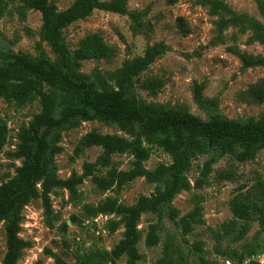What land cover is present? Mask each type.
<instances>
[{
  "label": "rangeland",
  "instance_id": "rangeland-1",
  "mask_svg": "<svg viewBox=\"0 0 264 264\" xmlns=\"http://www.w3.org/2000/svg\"><path fill=\"white\" fill-rule=\"evenodd\" d=\"M3 1L6 10L0 19V52L21 53L33 58L42 56L54 61V53L40 36V12L30 9L20 17L15 10L19 0ZM52 1L61 10L74 0ZM220 1L232 11L247 13L264 25V17L253 0ZM126 7L141 12L138 22L128 15L94 9L90 15L63 29V41L71 53L84 36L92 33H98L112 48L110 57L78 61L79 71L89 74L95 70H114L125 61L141 57L148 45L162 43L164 51L133 78V94L146 102L185 109L203 120L218 114L243 122L258 120L264 115V101H251L244 95L251 84L264 79V65L244 67L242 64L241 55L257 57L264 54V45L253 39L250 26L233 22L220 26L222 19H227L230 13L223 9L212 10L205 0H126ZM151 76L163 81L155 94L140 87L141 82ZM196 84L202 85L200 104L194 100ZM39 110L40 103L36 98L25 105H16L0 97V120L7 127L6 140L0 149V184L11 178L23 161L22 157L13 155L19 143L18 132L28 126ZM90 130L126 136L116 123L100 119L78 120L64 127L59 131L61 150L53 156V170L57 177L66 178L72 172L80 174L85 162L96 160L101 152L97 145L86 147L77 154L74 152L81 136ZM210 156L214 154L207 152L191 159L185 171L190 187L180 190L162 208L160 216L152 212L140 216L136 246L143 257L136 264H154L168 239L173 242L175 264H200V253L192 246L198 241L202 247L201 255L211 263L264 264V226L257 221L251 222L247 233L239 240L215 238L220 227L233 219L229 206L233 196L238 193L249 195L258 179L264 182V148L258 150L253 159L242 162L231 154L215 155L204 183L196 187L194 183L201 177L202 166ZM111 159L112 166L127 169L132 155L129 152L115 153ZM168 162L169 155L154 146L144 165L152 169L159 163ZM107 169L99 168L98 173L104 174ZM154 186L143 177H137L121 188L100 191L89 177H84L76 186L77 198L62 187L51 190L50 215L45 213L40 197L31 199L21 210L18 235L26 245L16 264H55L51 253L74 263L79 256L91 251H110L124 230L122 224L113 231L108 229V223L117 220L118 215L89 216L84 205H95L107 196L122 204H132L139 195H149ZM197 204L201 207L200 219L194 223L191 232L183 234L180 226L168 219V209L175 208L180 217ZM156 222L159 242L148 246L144 243L145 235L148 226ZM5 251V221L0 220V263ZM116 263L126 264V255H121Z\"/></svg>",
  "mask_w": 264,
  "mask_h": 264
},
{
  "label": "trees",
  "instance_id": "trees-1",
  "mask_svg": "<svg viewBox=\"0 0 264 264\" xmlns=\"http://www.w3.org/2000/svg\"><path fill=\"white\" fill-rule=\"evenodd\" d=\"M205 1L212 6V10L223 9L230 13L227 19H222L220 26L227 22L250 26L254 32L253 39L264 45V25L255 17L236 13L220 0ZM253 1L264 17V0ZM30 9L41 14L40 36L54 53L55 60L0 52V97L16 105H25L35 98L40 103L39 112L27 127H22L18 132L19 143L13 155L22 157L23 161L15 168L12 177L0 184V220L5 221L6 237V251L0 264H16L26 245L18 233L21 210L31 199L40 197L45 213L50 215L49 194L55 187L65 188L73 198H77L76 186L84 177H89L100 191L121 188L135 178L143 177L155 184L154 189L149 195H139L132 204H122L116 198L107 196L95 205H84L85 213L89 216L118 215L117 220L108 223V229L113 231L122 224L124 230L110 251H91L79 256L74 263L51 253L55 264H117V259L123 254L126 255V264H136L143 257L136 246L140 216L145 212L160 216L162 208L180 190L190 187L185 171L196 155L207 152L214 154L204 162L201 177L194 183L196 187L204 183L215 155L231 154L241 162L253 159L257 151L264 148V115L258 120L243 122L218 114L203 120L185 109L146 102L133 94V78L164 51L162 43L148 45L141 57L125 61L114 70H95L89 74L79 71L78 61L110 57L112 48L104 43L98 33H92L84 36L71 53L63 41V29L90 15L94 9L128 15L138 22L141 12L128 10L126 0H74L61 10L52 0H19L15 7L20 17ZM5 10L6 4L0 0V19ZM241 60L244 67L264 65V54L257 57L241 55ZM162 85L159 77L151 76L144 79L140 87L155 94ZM201 90L202 85L196 84L193 95L198 104L202 102ZM244 95L251 101H264V79L251 84ZM93 119L116 123L126 136L95 130L86 132L77 142L74 152L77 154L86 147L97 145L101 152L96 160L85 162L80 174L72 172L66 178L57 177L53 170V156L61 150L58 145L59 131L78 120ZM6 135V123L0 120V149ZM154 146L167 153L170 162L159 163L149 169L144 162L149 159ZM125 152L132 155L130 167L118 169L112 166L111 156ZM103 167L108 168L106 172L98 173V169ZM229 206L233 219L220 227L215 234L217 240L241 239L254 220L264 226V182L258 179L249 195H234ZM200 210L197 204L179 217L176 209L170 207L167 217L180 226L183 234H187L200 219ZM158 226V222L148 226L144 239L146 245L154 246L159 242ZM192 246L200 253V264H216L201 255L199 241ZM217 251L223 252L222 249ZM154 264H175L174 246L170 239L163 243L161 255Z\"/></svg>",
  "mask_w": 264,
  "mask_h": 264
}]
</instances>
